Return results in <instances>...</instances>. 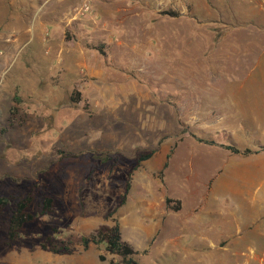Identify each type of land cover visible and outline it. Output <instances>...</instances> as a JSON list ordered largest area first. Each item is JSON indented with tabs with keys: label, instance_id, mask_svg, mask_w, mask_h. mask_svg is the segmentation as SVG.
<instances>
[{
	"label": "rangeland",
	"instance_id": "rangeland-1",
	"mask_svg": "<svg viewBox=\"0 0 264 264\" xmlns=\"http://www.w3.org/2000/svg\"><path fill=\"white\" fill-rule=\"evenodd\" d=\"M228 3L0 0V264H123L80 243L116 224L139 264H264V152L224 148L264 145V86H238L260 79L264 14L222 40ZM33 186L30 211L54 212L7 245Z\"/></svg>",
	"mask_w": 264,
	"mask_h": 264
},
{
	"label": "trees",
	"instance_id": "trees-1",
	"mask_svg": "<svg viewBox=\"0 0 264 264\" xmlns=\"http://www.w3.org/2000/svg\"><path fill=\"white\" fill-rule=\"evenodd\" d=\"M164 15H168L171 17H177L178 14L174 11H166L162 12ZM101 50V46L98 47V51ZM16 100V98H14ZM70 101L75 103L76 100L73 96H71ZM201 142L211 143L210 141L200 140ZM224 148L229 150L234 154L241 155H249L251 153L264 152V145H256V149L252 152L251 149H239L237 146L229 143L228 145H224ZM153 151L148 150L145 152H141L136 157L135 165L132 171L129 173V178L126 182L125 192L122 197L121 203L125 201V196L130 190V176L131 173L136 170L140 164L151 158L153 155ZM166 163L164 164V168ZM35 186H33L27 194L16 201L15 209L12 212L9 222V228L7 233V242L9 245L11 242H15L18 240L20 233L23 230V227L27 224L33 223L38 216H47L54 212L55 204L54 200L51 196L46 195L41 203V209L37 215L33 214L30 211V207L34 203L35 199ZM10 198H0V215L3 213L6 208L8 201ZM172 202L170 199H166L165 204L166 207L169 208V204ZM80 243L84 249L88 248L89 244L92 243L94 245H102L104 250L111 255L118 256L121 258L123 264H139V262L134 258L137 254L135 250L132 249L126 242L123 241L120 233L119 226L116 224L113 227L102 226L98 230H96L93 234L88 237H81ZM41 249L47 250L54 254H71L72 248L69 245H48L45 241L40 244Z\"/></svg>",
	"mask_w": 264,
	"mask_h": 264
},
{
	"label": "crops",
	"instance_id": "crops-1",
	"mask_svg": "<svg viewBox=\"0 0 264 264\" xmlns=\"http://www.w3.org/2000/svg\"><path fill=\"white\" fill-rule=\"evenodd\" d=\"M48 4H52L53 6L59 8L63 5V3L65 2V0H47ZM232 3V4H231ZM232 5V6H231ZM230 6V7H229ZM54 7V8H55ZM221 11H222V15L228 19L227 23H229V25H225V29L222 31L221 35H220V39H225V38H229V35L237 32L238 30H241L239 27H237L236 23L234 22L237 21L236 19L238 18H245V17H249V21L245 22L244 21V25H242L244 28H246L248 26V28H252L253 23L255 24H260L261 21L259 20V18L262 16V14H264V0H230V4H227V7H229V11L225 12L226 8L221 6ZM239 7V8H238ZM240 7H243V12L241 11L242 9ZM231 8V9H230ZM241 9V10H240ZM66 19H68V21L72 20L69 18H67V15H64ZM57 21H62V16L57 15L56 16ZM52 20H55V16H52ZM39 17H36V20L34 22H32V27L30 29V41L33 40V38L37 37L38 35L36 34L37 32V28H39V25L41 22H39ZM67 22V21H66ZM52 28V26H50ZM241 27V28H243ZM88 75H94L96 73H93L92 71H87L85 72ZM260 79L257 80H253L252 78V70H249L248 74H246L245 79L243 80V82L241 84H239V88H242L244 85V82H248V78L250 79V83H260L262 86H264V59L261 62L260 65V75H259ZM253 81V82H252ZM222 102L225 103H233L235 102L231 96H226V99L221 100ZM217 102V101H214ZM220 102V100H219Z\"/></svg>",
	"mask_w": 264,
	"mask_h": 264
},
{
	"label": "built area",
	"instance_id": "built-area-1",
	"mask_svg": "<svg viewBox=\"0 0 264 264\" xmlns=\"http://www.w3.org/2000/svg\"><path fill=\"white\" fill-rule=\"evenodd\" d=\"M88 10V7L87 6H85V11H87Z\"/></svg>",
	"mask_w": 264,
	"mask_h": 264
}]
</instances>
